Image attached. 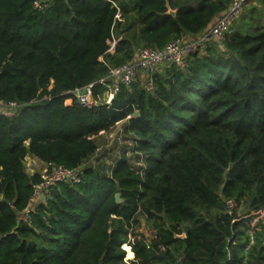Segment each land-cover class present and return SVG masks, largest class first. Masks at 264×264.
Segmentation results:
<instances>
[{
  "label": "trees",
  "instance_id": "1",
  "mask_svg": "<svg viewBox=\"0 0 264 264\" xmlns=\"http://www.w3.org/2000/svg\"><path fill=\"white\" fill-rule=\"evenodd\" d=\"M33 2L0 0V100L18 104L0 112V264H264V222L248 229L264 212V0H249L232 32L184 66L164 65L152 92L137 81L92 108L65 104L67 92L105 75V62L201 34L230 0ZM121 120L131 154L111 174L85 166L96 135ZM27 156L84 173L17 222L40 181Z\"/></svg>",
  "mask_w": 264,
  "mask_h": 264
},
{
  "label": "built area",
  "instance_id": "2",
  "mask_svg": "<svg viewBox=\"0 0 264 264\" xmlns=\"http://www.w3.org/2000/svg\"><path fill=\"white\" fill-rule=\"evenodd\" d=\"M248 1L230 0L228 8L207 29L190 40H186L181 36L168 41L161 48L151 46L141 47L136 50L134 57L130 61L119 65L105 62L107 66L106 74L82 88H75L67 92L69 96L64 99V103L68 105L75 104L85 108L97 107L99 105L109 106L123 87L128 88L137 81L147 91L152 92L155 88L154 74L156 72L160 71L164 65L176 64L184 66L186 58L190 53L197 50L201 51L207 44L219 41L226 34L231 33L235 20ZM47 2L48 0H34L33 6L34 8L41 9ZM116 18L122 19L119 12L116 14ZM116 41L117 39L113 36L109 52H113ZM17 107L18 104L14 101L4 102L0 100V112L2 113H14ZM130 116L127 115L124 120L130 118ZM124 120L121 121L124 122ZM121 121L115 122L107 130L111 131V129H115L118 134L113 139H117L120 143L124 141L123 137L126 131L124 125L122 127L118 126ZM109 135L112 136V132ZM114 157L116 159L118 154L116 153ZM83 166L66 168L62 165L44 163L43 170L38 171L40 173V181L32 185L33 192L30 203L18 213L17 222L30 221V213L34 209L36 202L48 196L50 189L56 183H78L84 173Z\"/></svg>",
  "mask_w": 264,
  "mask_h": 264
},
{
  "label": "rangeland",
  "instance_id": "3",
  "mask_svg": "<svg viewBox=\"0 0 264 264\" xmlns=\"http://www.w3.org/2000/svg\"><path fill=\"white\" fill-rule=\"evenodd\" d=\"M139 82V81H138ZM140 83V82H139ZM124 124L123 121L120 122L119 127H122ZM118 129V127H117ZM110 132H112V136H110ZM115 129H111V131H100L96 137V143L98 145L97 151L94 155L91 156L90 159L83 162V164L86 165H93L95 170L99 173H105L111 174V166L108 164L109 162L113 161L115 159V154L117 153L118 156L121 155L122 150L124 148H127L128 154H131L130 147H133L134 141L132 139V134L129 132H124V141L122 143L118 142L117 139H113L115 135H117ZM113 139V140H112ZM25 162V169L28 173H33L35 171H42L43 170V164L29 156H27L24 160ZM115 163V162H114ZM105 171V172H104ZM229 209H236V213L238 215H242L245 211H248V208L245 206L244 203H241L240 205H236V202L234 200L229 201ZM251 219L249 224V231H252V227L256 226L259 220H262L264 222V212L261 211H253L250 213ZM144 220H142L141 227H138V231H144L145 233L152 236V231L147 230V228L144 225ZM125 246H128L127 244H122V248L126 251L125 254V260L132 259L133 257L128 256V250ZM131 249V248H130Z\"/></svg>",
  "mask_w": 264,
  "mask_h": 264
},
{
  "label": "water",
  "instance_id": "4",
  "mask_svg": "<svg viewBox=\"0 0 264 264\" xmlns=\"http://www.w3.org/2000/svg\"><path fill=\"white\" fill-rule=\"evenodd\" d=\"M113 36L117 40L120 39V37H121V31H120L119 27H115L114 28V34H113ZM82 92H84V91H82ZM138 114H139V112L136 111L135 112V115H138ZM115 197H116V201L117 202H120L121 201V198H120L119 194H116Z\"/></svg>",
  "mask_w": 264,
  "mask_h": 264
},
{
  "label": "crops",
  "instance_id": "5",
  "mask_svg": "<svg viewBox=\"0 0 264 264\" xmlns=\"http://www.w3.org/2000/svg\"><path fill=\"white\" fill-rule=\"evenodd\" d=\"M195 36H197V35H192V34H188V33H185V34L182 35V37L185 38L186 40H190V39L194 38ZM110 53H111V52H110ZM29 157H31V158H33V159L39 161V160H38L37 158H35V157H32V156H29ZM39 162L41 163V165H42V164L44 165L43 162H41V161H39ZM113 162H114V161H111V162H109L108 164H113Z\"/></svg>",
  "mask_w": 264,
  "mask_h": 264
},
{
  "label": "bare ground",
  "instance_id": "6",
  "mask_svg": "<svg viewBox=\"0 0 264 264\" xmlns=\"http://www.w3.org/2000/svg\"><path fill=\"white\" fill-rule=\"evenodd\" d=\"M125 247H126V249L128 250V246H125ZM128 256H129V257H133V253H132L131 251H129V250H128Z\"/></svg>",
  "mask_w": 264,
  "mask_h": 264
}]
</instances>
